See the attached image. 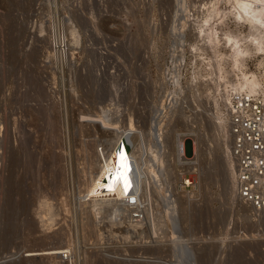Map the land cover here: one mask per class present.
<instances>
[{
  "label": "rangeland",
  "instance_id": "obj_1",
  "mask_svg": "<svg viewBox=\"0 0 264 264\" xmlns=\"http://www.w3.org/2000/svg\"><path fill=\"white\" fill-rule=\"evenodd\" d=\"M236 1L190 23L195 0H0V264H264V219L237 201L227 131L196 84L202 61L221 75L242 69L222 37L250 33ZM227 19L246 31L222 29ZM203 49L213 55L193 57ZM158 129L175 144L165 150L181 140L185 154L163 156L171 170L160 182L144 164L156 165ZM124 136L141 156L148 199L144 225L121 230L94 217L87 183L98 171L92 143L100 159L103 140ZM49 248L69 257L23 258Z\"/></svg>",
  "mask_w": 264,
  "mask_h": 264
},
{
  "label": "bare ground",
  "instance_id": "obj_2",
  "mask_svg": "<svg viewBox=\"0 0 264 264\" xmlns=\"http://www.w3.org/2000/svg\"><path fill=\"white\" fill-rule=\"evenodd\" d=\"M236 10H237V17L238 18H240L244 21L246 20L245 22H247V23L249 22L250 25L249 24L248 25L250 27V33L247 34L248 36H242V38H240V37L238 38L237 36H235L231 32H228V33L225 32V34L223 33L222 37L227 41V43H229V44L231 43L230 47L232 48L231 51H232V54L234 55L233 63L237 67H243L242 61L244 60V58L246 56L250 55L254 49L257 51L264 50V0H237L236 1ZM215 35H216V33H215ZM208 38H210V36ZM246 42L251 45V48H248L247 46L244 45V44H246ZM233 55H231V56H233ZM239 69H241V68H239ZM243 78L245 80V83H247L248 79H249L247 77V75H244ZM241 84H243V83H241ZM88 117H90V116H88ZM88 117H86V118H88ZM82 119L84 120L85 118L82 117ZM85 120H87V119H85ZM87 121L94 122V123H101L102 126L104 128H107V129H116V126H114V123H111V121L107 120L106 118H104L102 116H100V117L97 116V117H93V118L90 117V119H88ZM222 123L224 125L223 120H222ZM154 124H156V123H154ZM157 125L159 126L158 123H157ZM152 127H151V129H152ZM224 127H225V125H224ZM129 128H130V131L132 132V130L135 127L132 123H129ZM160 128H161V126H160ZM134 131H136V130H134ZM158 131H159V132H157L158 134H156V136H157L156 140L158 139V141H159L158 146L161 149L160 148H159L160 150L156 149V148H155V150H152L151 148L149 149L150 154L152 155V158H153L154 162L156 163V165L149 164V162L144 163L146 173L150 174L153 178H155L156 182H160L161 175L166 174V172H168V170L170 169V167L168 166L170 164L168 162L169 160L167 161L166 159H163V156H165L167 154L168 156L166 155V157H164V158L168 159L169 157H171L169 159L173 160V162H174L175 156L178 160L179 159L182 160V156L185 155L184 154V143L181 140H178V142L181 144H176V147H177V145H179L177 148L172 147L173 150L171 149V151L165 150V147H167V145L164 146L165 138H163L162 133L159 129H158ZM141 132L139 134H141ZM125 133H123V135ZM127 133H129V135H130V132H127ZM127 133L125 135L127 137H129V135H127ZM139 134L136 133V135H138V136H139ZM226 135L228 138L227 133H226ZM126 136L122 137V141L117 140V139H112L111 141L110 140H103V144L106 145V149L103 148L100 150V152H101L100 153V155H101L100 159L97 158V156H96L97 154H99V151L97 152V150L96 151L94 150L93 147L95 144L92 143L91 147H92L93 153H92L91 160L89 163V168L91 169V171H94L96 169L98 171H97L96 175L93 173L91 174L92 179L90 178V182L87 183V187L90 190V195H91L90 204H91V208H92L91 210L93 211L94 217L98 218L100 221H102L103 219H106V221L110 225L112 224V226L113 225H115L117 227H118V225L124 226L121 230L126 228V226H128V225H142L143 226L144 225V219H147L144 204L147 203L148 196H147V199L145 200V203H144L143 202L144 201L143 195H142V192L140 191L141 186H138V182L141 181V179L143 180V178H144L143 177L144 170L142 169V166H141L144 164L141 161V159H140V161L142 162V164H140L141 162L138 161V159L141 156L139 158H137L136 155L139 152H137L136 150H134V151L131 150V152H129V149L126 145V141H123L124 140L123 138H125ZM138 136H137V138H138ZM154 136H155V134H154ZM163 139H164V141H163ZM138 140H139V138H138ZM168 140H170V139H168ZM117 141H119V144L121 143V145L116 149L113 146L116 145ZM170 142H171V140H170ZM142 143H143V141H142ZM165 143L168 144L167 142H165ZM108 144L111 146V149L107 148ZM171 144H174V143L172 142ZM171 144H168V146ZM228 145H229V140H228ZM143 146H145V145H143ZM167 149H169V147ZM161 150H162V153H160ZM227 151H228V155H229V146H228ZM141 152H143V151H141ZM143 154H144V152H143ZM229 158L231 159L230 156H229ZM231 161H233V159H231ZM165 162L169 163V164L165 165ZM233 163H234V161H233ZM165 166L169 167V169L167 167V171H164L166 169ZM234 166H235V164H234ZM232 176H233L232 179L234 180V175H232ZM145 177L147 178L148 176H146V174H145ZM153 178H152V180H153ZM142 184L145 186L144 181H143V183L141 182V185ZM142 190H144V189H142ZM130 198H134L136 200V203L130 204L128 201V199H130ZM168 200L171 201L170 198H168ZM237 201H238V199H237ZM173 204H174V207L176 208L177 205H176L175 200L173 201ZM240 204H242V203H240ZM243 206H246V208L250 212L249 206H247V205H243ZM45 211H48V210H45ZM135 211H139L142 213L141 218L139 216L136 219L133 217V213ZM40 213H43V211H41ZM46 213H48V212H46ZM250 214H251V212H250ZM34 215H36V214H34ZM38 215H39V213H38ZM252 217H254V216H252ZM92 218H93V216H92ZM256 219L263 220L264 216L260 217V218H256ZM63 252H65V255H66L65 260H67L66 258L69 257V253H68L67 249L61 250V248L60 249L49 248V249H41V250H25L24 254H23V258H25L26 262L30 261V260L34 261V260L42 259V258H47L48 260H51V262H54L55 260H57V258L59 256L62 259H64L63 255H62Z\"/></svg>",
  "mask_w": 264,
  "mask_h": 264
},
{
  "label": "built area",
  "instance_id": "obj_3",
  "mask_svg": "<svg viewBox=\"0 0 264 264\" xmlns=\"http://www.w3.org/2000/svg\"><path fill=\"white\" fill-rule=\"evenodd\" d=\"M188 21L194 23L207 11L215 10L223 5L220 0L217 6H211L216 0H195ZM216 4V3H215ZM198 12V13H197ZM218 21V20H217ZM222 29H239L246 31L245 25L227 19L220 26ZM194 40V38H192ZM200 42H198L199 44ZM211 52L193 50V57H209ZM200 57V58H201ZM203 72L196 77V84L207 86L213 98V112H218L224 121L229 140V156L235 164L234 185L235 196L240 203L250 207L255 218L264 216V50H253L242 61L241 70H232L227 65V75H221L217 67L203 62ZM246 72L248 82L242 76ZM243 83V84H241ZM128 149L130 144L126 141ZM192 178L182 176V186L191 185ZM174 194L167 193L166 196ZM130 204L136 203L134 198L128 199ZM141 212L135 211L133 217L141 218ZM174 227L177 223L174 219ZM64 253V254H63ZM63 258L66 257L63 252Z\"/></svg>",
  "mask_w": 264,
  "mask_h": 264
},
{
  "label": "water",
  "instance_id": "obj_4",
  "mask_svg": "<svg viewBox=\"0 0 264 264\" xmlns=\"http://www.w3.org/2000/svg\"><path fill=\"white\" fill-rule=\"evenodd\" d=\"M121 145V143L120 144H118V147Z\"/></svg>",
  "mask_w": 264,
  "mask_h": 264
}]
</instances>
